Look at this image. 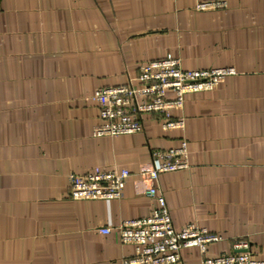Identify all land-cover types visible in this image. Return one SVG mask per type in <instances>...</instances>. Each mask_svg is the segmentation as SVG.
I'll return each instance as SVG.
<instances>
[{
	"label": "crops",
	"instance_id": "1",
	"mask_svg": "<svg viewBox=\"0 0 264 264\" xmlns=\"http://www.w3.org/2000/svg\"><path fill=\"white\" fill-rule=\"evenodd\" d=\"M0 0V264H125L116 232L156 207L133 175L115 200H74L71 174L146 167L152 152L188 144L190 167L158 187L177 230L193 223L223 240L208 255L249 242L264 260V0ZM184 70L233 68L214 89L186 95L164 130L95 137L103 87L132 82L154 60ZM172 96V94H170ZM177 264H201L197 247Z\"/></svg>",
	"mask_w": 264,
	"mask_h": 264
},
{
	"label": "built area",
	"instance_id": "2",
	"mask_svg": "<svg viewBox=\"0 0 264 264\" xmlns=\"http://www.w3.org/2000/svg\"><path fill=\"white\" fill-rule=\"evenodd\" d=\"M226 6L227 0H200L196 8L207 11ZM234 74L236 71L233 68L184 70L180 60L175 58L145 63L140 67L138 85L130 82L116 87H103L94 93L93 98L100 105L101 119L94 136L142 132L144 115H159L164 130L184 129L185 119L173 117L171 111L184 106L186 95L212 90L225 77ZM189 167L188 144L183 139L179 147L154 150L150 163L137 173L122 169L71 174L69 194L74 200L121 199L131 176L145 179L148 183L146 194L156 203L151 215L127 219L115 227L100 230L104 234L114 231L123 244L134 247L133 256L125 264H177L182 260V250L191 247L201 251V264H264V260L254 257L245 239L235 241L232 252L211 257L208 255L209 245L222 241L223 237L193 223L180 230L174 227L166 198L158 187L159 177L163 173Z\"/></svg>",
	"mask_w": 264,
	"mask_h": 264
}]
</instances>
